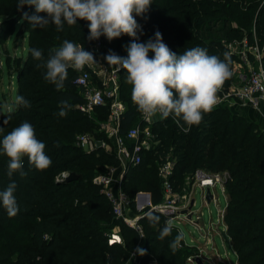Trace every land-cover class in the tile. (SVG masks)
<instances>
[{
	"label": "trees",
	"instance_id": "16d2710c",
	"mask_svg": "<svg viewBox=\"0 0 264 264\" xmlns=\"http://www.w3.org/2000/svg\"><path fill=\"white\" fill-rule=\"evenodd\" d=\"M203 1L207 4L201 2L198 7L202 11L193 9L191 14H185L176 7L180 0H151L147 12L136 17L142 29L138 38L147 40L158 29L172 51L179 53L184 48L200 45L221 59H225L227 53L230 70L236 55L228 53L226 45L242 38L241 30L231 24L233 19L239 27L253 25L258 45L264 46V4L258 7L261 0L257 4V0ZM213 5L216 9L213 8L214 17H210L207 13ZM10 10L3 13L0 21V76L3 66L7 74L12 70L15 96L22 94L31 103L30 107L18 106L14 110L0 107V128L6 133L21 122L29 121L37 138L44 141V151L51 163L38 169L24 156V175L13 171L10 177L7 157L0 155V188L14 179V194L19 205L13 216L0 208V264H133L130 258L133 251L139 264L154 259L159 264H186V258L193 255L191 251L173 248L170 243L178 231L172 229L163 237L159 235L160 227L166 223L163 216L145 210L139 219L141 237L133 227L116 219L110 201L92 182L95 175L108 167H118L119 161L101 147L84 150L78 145L77 136L86 133L105 140L99 123L107 119L109 104L96 107L91 117L85 114L79 108L83 103L80 89L74 84L77 71L71 66L62 88L57 89L44 78L43 61L64 39L80 43L87 50L101 41L102 62L108 64L104 55L112 50L125 56L132 38L123 34L111 40L103 35L90 39L87 22L83 19L65 24L60 31L53 23L33 28L23 15L34 11L31 6H14ZM182 16L190 18L189 21L179 20ZM24 35L27 36L26 53L12 59L5 42L11 38L15 45L18 36ZM32 47L42 50L41 58L31 55ZM262 65L264 67V53ZM230 79L231 76L224 81ZM118 96L125 104L119 124V134H124L138 124L141 113L131 99V84L124 69L118 74ZM61 100L71 105L64 116L58 115ZM239 111L237 107H212L203 113L199 123L191 126L182 121L177 124L178 117L172 115L154 121L150 130L158 143L143 152L138 165L128 166L122 191L128 196L130 207L138 192L148 193L152 204L159 203L162 199L159 167L166 158L174 161L171 181L176 191L184 176L197 169L226 171L229 176L225 183L227 201L221 224L230 239L237 264H264V128ZM185 128L187 131L183 130ZM62 172L74 173L79 178L66 183L60 178ZM148 212L159 220L151 222L146 215ZM115 228L123 243L110 246L106 234ZM11 231L14 233L7 234ZM140 242L145 250L143 254L136 252Z\"/></svg>",
	"mask_w": 264,
	"mask_h": 264
},
{
	"label": "clouds",
	"instance_id": "9594fccd",
	"mask_svg": "<svg viewBox=\"0 0 264 264\" xmlns=\"http://www.w3.org/2000/svg\"><path fill=\"white\" fill-rule=\"evenodd\" d=\"M150 4L151 0H17L18 8L27 5L34 9L31 14L23 13L33 28L53 23L60 31L65 24H75L78 19H83L87 22L90 39L103 35L111 40L123 34L132 38L126 46L125 56L109 50L104 60L126 70V79L131 84V99L138 110L148 118L157 114L161 118L172 115L178 117L177 124L181 121L187 126L197 124L203 113L215 105L218 87L231 75L228 54L225 53V59H221L200 45L184 48L179 53L172 51L162 40L158 29L153 37L141 41L138 33L142 34V29L136 17L146 13ZM29 51L34 58L42 57L40 48L32 47ZM94 63L92 51L80 43L64 39L49 51L43 61L44 78L59 89L63 87L69 66L82 69ZM30 103L24 95L17 94L11 104L0 102V107L14 110L18 106L30 107ZM59 104L58 115H66L71 105L67 100H61ZM0 133V155L7 157L8 176L11 177L13 171L24 175V156L38 169L51 163L50 156L44 151V141L37 138L29 121L21 122L6 133L0 128ZM15 190L14 179L0 188V208L8 216L19 210ZM146 215L153 223L159 220L151 212ZM171 230V222H167L160 227L159 235L163 237ZM181 235L177 234L170 242L173 248ZM144 251L137 246V253L143 254Z\"/></svg>",
	"mask_w": 264,
	"mask_h": 264
},
{
	"label": "built area",
	"instance_id": "2783aa9c",
	"mask_svg": "<svg viewBox=\"0 0 264 264\" xmlns=\"http://www.w3.org/2000/svg\"><path fill=\"white\" fill-rule=\"evenodd\" d=\"M247 37L244 36L239 40L228 42L226 48L228 53L237 54L238 59L247 67L248 74L243 76L237 73L236 69L232 66L230 70L231 79L228 82L223 81L218 87L216 93L218 100L213 107L249 108L264 117V67L262 65V54L258 49L255 35L250 39ZM236 45L237 50L235 48ZM89 51L93 52L96 61L94 64L103 68V72L100 70V73H95L96 69L94 68V64H88L82 69H76L77 75L74 84L80 89L83 99V103L79 108L91 117L96 107H103L109 104L108 117L99 124V130L105 133L107 138L113 140L115 147L112 149L106 146L105 150L107 152L108 150L111 151L119 161L118 167H108L105 172L95 175L92 178V182L100 187L101 193L110 201L112 213L116 219L133 227L142 237L143 234L139 224V217L134 220H128L125 215V211L130 206V203L128 196L122 191V180L128 166L138 165L141 162L143 152L149 148L150 142H156L153 141L154 135L149 127L153 117L148 118L141 112L138 124L128 128L124 134H119L120 116L125 109L118 96V74L122 68L112 64L110 70L107 69L108 67H105L101 57V41H97ZM92 74H99L98 76L101 80L95 86L91 82ZM155 117L162 119L159 114ZM185 129L183 130L187 131V128ZM77 141L78 145L86 151L94 150L98 142L90 134L78 135ZM99 142L101 143V148L104 144H107L102 141ZM173 167L174 161L166 158L165 162L159 167V175L162 180V199L157 204H152L149 201L145 205L142 203L139 207L140 210L149 207L146 209L147 211H156L166 219V223L173 220L179 223L186 218L183 211L190 212V196L196 189L200 192L202 200L205 201V190L209 188L212 194V203H215L217 200V195L215 194L216 186H219L222 193L226 195L225 183L229 177L226 171L213 173L202 169L195 170L192 175L193 182L190 185V189L192 190L189 194H185L176 191L173 187L171 181ZM67 176L68 173L66 172L60 174V178L62 179ZM134 199L137 201L135 196ZM222 219L223 213L219 212L218 222L222 223ZM106 241L110 246L123 243L118 228L106 234ZM130 258L133 264L140 263L136 258L135 251L131 253ZM194 259V255L187 257L186 264H195ZM147 264L159 263L154 259Z\"/></svg>",
	"mask_w": 264,
	"mask_h": 264
},
{
	"label": "rangeland",
	"instance_id": "374dc122",
	"mask_svg": "<svg viewBox=\"0 0 264 264\" xmlns=\"http://www.w3.org/2000/svg\"><path fill=\"white\" fill-rule=\"evenodd\" d=\"M247 1H250V0H247ZM201 2H203L204 4H207V2L203 0H180L179 6H176V7L178 8L179 11H182L185 14L186 13L191 14L192 12L190 11H193V9L202 11L201 10L202 8L201 9L198 8L200 7ZM257 2H259V0L256 1V4ZM263 4H264V0H261L260 5H258V7H261ZM14 6H17V0H0V21L3 19V13L11 11L10 10L11 7H14ZM213 6H210L209 11L207 13L210 17H214L213 11L216 9V6L215 5ZM178 19L182 21L184 20L189 21L190 18L182 16V17H179ZM231 22L233 26H236V28L238 27V29L241 30L242 37L248 36L249 37V38L247 37L248 39H250V37L252 38L253 35H255L256 37L255 27L253 25H250L248 27H239L236 25L235 19H233ZM183 31H186V30H183ZM191 33L193 34V32ZM0 43H2V41H0ZM5 46H6L8 54L10 55L12 59L15 57V55H19V54L24 55L27 50V36L26 35L18 36L15 45L11 43V38H9L5 42ZM91 48H93V46L88 47V49H91ZM235 48L237 50V45ZM258 49L260 53L263 55L264 46L260 47L258 45ZM235 55L236 57L234 61L232 62L233 68L236 69L237 73H240L243 76L248 74V70L245 64L240 59H238L237 54ZM103 64L105 65V67H108L107 68L108 70H110L111 66L113 65V64L111 65L110 63L108 64L103 63ZM94 68L96 69L95 73H100V70H102L103 72V68H100L99 65L94 64ZM12 72L13 71L11 70L10 73L7 74L5 67L3 66V72L0 76V102H7L8 104H11L14 101L16 85H15V78H14L15 76L12 74ZM98 75L99 74H92L91 82H92V85L94 86L99 83L98 81H101ZM123 105L125 107V104ZM1 108L8 110V108H5V107H1ZM241 113L243 112L241 111ZM245 117L251 120L249 114L246 115ZM91 136L94 139H96L93 135ZM108 152L112 153L109 150ZM213 173H217V172H213ZM215 194L217 195V200L215 203L211 202L210 204L203 205L201 203V198H200V194L198 193V191L194 192L193 199L195 200V204L191 212L184 214L186 218L183 220L185 221H181L180 222L181 224H177L176 220L171 221V224H173L174 227H176V229H178V231L183 235L184 241L187 244L185 245L183 242L179 244L180 241H178L176 246L179 249L183 247L188 248V250H190L191 253L194 255V258L196 259L199 258L202 264H237L236 256L230 245L229 238L226 235V232L223 231V225L222 224H220L219 226L217 225L218 211L220 212L224 211L225 206H226V198L223 195V193L220 191L219 187H216ZM190 213L192 215L189 218L188 215ZM209 224H211V229H209ZM9 233H14V232L11 231V232H8L7 234ZM193 255H190V256H193ZM197 255H199V257H197ZM185 261L187 262V258Z\"/></svg>",
	"mask_w": 264,
	"mask_h": 264
},
{
	"label": "crops",
	"instance_id": "0c3cea01",
	"mask_svg": "<svg viewBox=\"0 0 264 264\" xmlns=\"http://www.w3.org/2000/svg\"><path fill=\"white\" fill-rule=\"evenodd\" d=\"M239 113L241 114V115H243V116H246V115H248L249 114V116H250V118H254L256 121H257V124L261 127V128H264V117L260 114V113H258V112H256V111H254V110H252V109H249V108H239ZM241 111L243 112V113H241ZM122 115V114H121ZM120 120H121V116H120ZM156 120H159V118L158 117H153L152 118V120H151V123L149 124V127L153 124V122L154 121H156ZM119 124H120V121H119ZM104 135H105V133H104ZM105 137H106V135H105ZM96 141H102V142H105V143H107V144H104L103 145V149H105V147L107 146V147H111L112 149H113V147H115V145H114V142H113V140L112 139H110V138H105V140H97V139H95ZM154 141V140H153ZM158 142L156 141V142H150V145H149V148L148 149H151L153 146H155L156 144H157ZM107 149V148H106ZM147 150V149H146ZM118 171V170H117ZM116 174V173H115ZM192 175L193 174H191V175H189V174H187V175H185L184 176V179L182 180V183L180 184V187H179V191H180V193H185V194H189V192L192 190V189H190V185H191V183L193 182V179H192ZM216 187H219V186H216ZM220 188V187H219ZM196 191H198L197 189L194 191V192H196ZM220 191H221V189H220ZM194 192L191 194V196H190V205H189V208H190V212L192 211V209H193V206H194V204H195V200L193 199V194H194ZM222 192V191H221ZM198 193L200 194V192L198 191ZM146 193L145 192H138L136 195H135V198H137V201H135V199H134V201H133V207H128L127 209H126V211H125V215H126V217H127V219L128 220H134V219H136V218H138L140 215H142L143 213H144V211L146 210V209H148L149 207H146V208H143V210H140V204H146L147 203V201H149V202H151L150 201V196H149V194L147 193V196L145 195ZM224 195V194H223ZM225 196V198H226V201H227V196L226 195H224ZM200 198H201V195H200ZM191 202H192V204H191ZM201 203L203 204V205H207V203L205 202V201H203L202 200V198H201ZM210 204V203H209ZM217 204V203H216ZM226 207V206H225ZM219 212L220 211H218V216H219ZM221 213H223V212H221ZM191 214V213H190ZM192 215V214H191ZM183 221H185V220H183ZM177 224H181L180 222L179 223H177ZM221 223L220 222H217V225L219 226ZM171 226H172V229H176V227H174V225L173 224H171ZM209 229H211V224H209ZM213 229V228H212ZM177 231H178V229H176ZM223 231H225V228H224V226H223ZM226 232V231H225ZM178 233L179 234H181L179 231H178ZM227 235V234H226ZM229 238V237H228ZM180 243H184L185 245H187L186 244V242L184 241V237H183V235H181V238H180ZM229 241H230V239H229ZM231 245V244H230ZM139 246H142L141 245V242H140V245ZM184 248V247H183ZM233 250V249H232ZM233 252H234V250H233ZM234 254H235V252H234ZM236 256V255H235ZM131 261H132V259H131Z\"/></svg>",
	"mask_w": 264,
	"mask_h": 264
},
{
	"label": "water",
	"instance_id": "95a60500",
	"mask_svg": "<svg viewBox=\"0 0 264 264\" xmlns=\"http://www.w3.org/2000/svg\"><path fill=\"white\" fill-rule=\"evenodd\" d=\"M100 145H101V143L98 141L97 142V147H100ZM78 178H79V176L75 175L74 173H70L66 178H64V181L66 183H71V182L76 181ZM145 195H147V193ZM211 199H212V194L210 192V189L207 188L205 190V201H206V203L209 204L211 202ZM191 204H192V202H191ZM185 213H187V212L186 211H183V214H185ZM144 214L145 213H143L142 215H140L139 216V219H141L144 216ZM188 216L190 218L191 214H189ZM194 263H196V264H202L201 261L199 260V258H197V259L195 258L194 259Z\"/></svg>",
	"mask_w": 264,
	"mask_h": 264
}]
</instances>
